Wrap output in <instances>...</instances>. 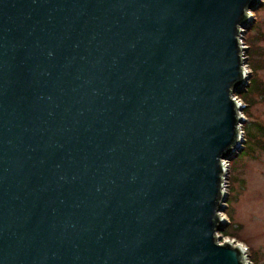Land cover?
I'll return each mask as SVG.
<instances>
[{"label":"water","instance_id":"1","mask_svg":"<svg viewBox=\"0 0 264 264\" xmlns=\"http://www.w3.org/2000/svg\"><path fill=\"white\" fill-rule=\"evenodd\" d=\"M264 0H0V264H250L222 241Z\"/></svg>","mask_w":264,"mask_h":264},{"label":"rangeland","instance_id":"2","mask_svg":"<svg viewBox=\"0 0 264 264\" xmlns=\"http://www.w3.org/2000/svg\"><path fill=\"white\" fill-rule=\"evenodd\" d=\"M252 13L256 21L242 34L243 42L249 46L254 35L258 34L260 38L252 41L255 45L252 58H248L249 51H246V64L249 60L253 61L264 86V4ZM250 114L245 124L254 120L264 123V98L260 94H254ZM234 158L228 161L226 189L229 198L223 212L231 220V225L226 226L224 231L231 235H225L224 231L220 235L222 240L235 239L237 244H245L250 261L264 264V149L254 145V151Z\"/></svg>","mask_w":264,"mask_h":264},{"label":"trees","instance_id":"3","mask_svg":"<svg viewBox=\"0 0 264 264\" xmlns=\"http://www.w3.org/2000/svg\"><path fill=\"white\" fill-rule=\"evenodd\" d=\"M260 37L258 34L254 35L252 37V41L258 40ZM252 41H249V52L247 56L248 58H252L253 52H254V44ZM248 66L252 70V77L250 80V86L248 87L247 91H244L240 94H238L248 105L247 108H245L244 113L248 116L250 114V107L253 105L254 102V94H260L264 98V86L263 81L258 77V74L255 70L254 64L252 60H249ZM243 129L245 131V137H246V143L243 150L240 151V154L237 155L242 156L244 154H248L252 151H254V145L259 146L260 148L264 149V123L254 120L250 124H243ZM235 157L237 159L238 157ZM233 160V161H234ZM232 164V163H231ZM233 167V166H232ZM229 212V211H228ZM227 212V213H228ZM230 217V216H229ZM225 235H231L227 230L224 231ZM233 236V235H232ZM253 264H256L253 262Z\"/></svg>","mask_w":264,"mask_h":264},{"label":"built area","instance_id":"4","mask_svg":"<svg viewBox=\"0 0 264 264\" xmlns=\"http://www.w3.org/2000/svg\"><path fill=\"white\" fill-rule=\"evenodd\" d=\"M227 163V162H226Z\"/></svg>","mask_w":264,"mask_h":264}]
</instances>
